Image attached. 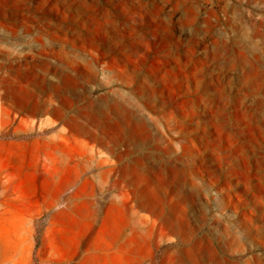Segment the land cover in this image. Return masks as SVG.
I'll return each instance as SVG.
<instances>
[{"label":"rangeland","instance_id":"1","mask_svg":"<svg viewBox=\"0 0 264 264\" xmlns=\"http://www.w3.org/2000/svg\"><path fill=\"white\" fill-rule=\"evenodd\" d=\"M0 264H264V0H0Z\"/></svg>","mask_w":264,"mask_h":264},{"label":"bare ground","instance_id":"2","mask_svg":"<svg viewBox=\"0 0 264 264\" xmlns=\"http://www.w3.org/2000/svg\"><path fill=\"white\" fill-rule=\"evenodd\" d=\"M103 117L105 118L106 116H103ZM105 119H101V120L105 121ZM120 121H121L120 119H117L116 121L114 120V122H111V124L114 123V124L118 125L119 127H121L122 131H124L125 134H127L128 137L130 138V140L133 141V143L136 145V139L143 138V137H141V136L137 137L136 136V129L132 128V125L128 120L124 121V122H122V121L120 122ZM98 122H100V120H93L92 124L98 123ZM147 136H148V134L145 137H147ZM139 140H142V139H139Z\"/></svg>","mask_w":264,"mask_h":264}]
</instances>
